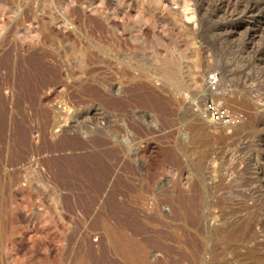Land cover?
<instances>
[{
  "label": "rangeland",
  "instance_id": "374dc122",
  "mask_svg": "<svg viewBox=\"0 0 264 264\" xmlns=\"http://www.w3.org/2000/svg\"><path fill=\"white\" fill-rule=\"evenodd\" d=\"M217 4L0 0V264H264V213L244 241L225 245L215 232L225 228L224 211L254 206L248 197L224 206L219 193L208 199L215 259L182 246V224L172 217L197 189L195 167L211 193L225 173L218 171L222 151L249 134L238 128L264 118V91L253 107L227 102L235 124L200 115L208 74H218L216 94L245 100L244 33L264 32V20L241 18L238 33L222 34L220 25L233 21L213 17ZM227 63L235 72L229 80L216 67ZM166 64L176 65L178 81L160 73ZM88 71L109 87L101 97L78 89ZM227 159L244 169L238 154ZM258 165L264 169V158ZM121 235L138 252L121 254Z\"/></svg>",
  "mask_w": 264,
  "mask_h": 264
},
{
  "label": "bare ground",
  "instance_id": "6f19581e",
  "mask_svg": "<svg viewBox=\"0 0 264 264\" xmlns=\"http://www.w3.org/2000/svg\"><path fill=\"white\" fill-rule=\"evenodd\" d=\"M211 1L208 0V2ZM224 1H226V4H224ZM217 2L218 4L215 5V10L213 11V17L233 21L231 24H229L230 22L222 24L219 28L222 34H226L229 37L234 36L242 29V24L235 23L241 20V18L249 22L264 20L263 0L262 2L248 1L245 4H242L238 0H217ZM80 54L82 57L88 58L87 60H91L90 58L94 56H89L84 51H80ZM238 60L244 64L240 68L239 73L242 75L239 93L244 96L243 99L245 100H237L235 98L225 99L220 93L213 94V96L217 97L218 101H223L226 108L228 101L253 107L257 98L264 91V32H260L259 30L253 31L247 28L244 33L243 45L239 51ZM175 67L176 65L166 64L160 68V73L168 81L176 82L180 75ZM216 67L224 69L227 80L235 73L234 70H230L231 66L228 63L225 65L216 64ZM248 70H255L257 75L252 76L248 74ZM81 75L76 80L79 90L83 91L88 88V90H91L90 95L94 96L95 94L100 97L101 90L108 91L109 87L103 79L99 78V74L94 71L83 72ZM196 81L197 79L194 78L192 83L195 84ZM56 86L57 88L65 87L64 80L60 79ZM43 99L48 100V97L45 96ZM245 130L249 134L241 140L242 143L237 148L231 152L229 149L222 151L218 171L225 173L221 175L219 181L211 188L213 193L206 192L205 181L207 177L202 167L198 165L194 170L197 176V184L195 185L197 189L194 195L182 198L181 203L172 211V217L182 224V246L187 247L188 244H192L196 250L197 257L205 254L212 256L213 259L218 257L214 247H207L211 235L214 234L213 227L207 224L210 217L206 207L209 205L208 199L210 196L219 193L221 196L218 198L222 206L225 203L227 205V202L231 201L234 197L240 198V200L242 197H248L254 202V206L249 209L246 208L247 210L245 209V211L239 208V205H236V208H230L223 212L221 219L223 220L222 224H225V228L223 230H215V232L224 241L225 245L228 242L238 243L239 241H244L251 226L262 220L264 213V169L258 163L264 158V118L261 120L252 119L244 127L238 128V134ZM87 143L92 146V154H98V147L94 146L95 142L93 143V140L90 139ZM259 143L262 144V147H259ZM231 153L240 156L241 164L244 166L242 171L236 170L237 167L231 166L228 162L227 158ZM232 219L238 220V222L236 224L231 222V225L228 221ZM188 229L193 230V238L187 235ZM120 239L118 250H120L121 254H135L138 252L137 245L134 242L122 239V235ZM251 253L254 256L256 255V251H252Z\"/></svg>",
  "mask_w": 264,
  "mask_h": 264
},
{
  "label": "built area",
  "instance_id": "2783aa9c",
  "mask_svg": "<svg viewBox=\"0 0 264 264\" xmlns=\"http://www.w3.org/2000/svg\"><path fill=\"white\" fill-rule=\"evenodd\" d=\"M204 86L207 90L208 99L205 101L200 115L204 120L211 123L221 125H232L238 122V118L234 113H231L224 105L218 100H213L212 95L216 93L219 85L218 74H208L204 77Z\"/></svg>",
  "mask_w": 264,
  "mask_h": 264
}]
</instances>
